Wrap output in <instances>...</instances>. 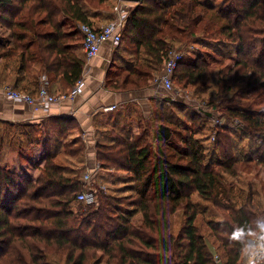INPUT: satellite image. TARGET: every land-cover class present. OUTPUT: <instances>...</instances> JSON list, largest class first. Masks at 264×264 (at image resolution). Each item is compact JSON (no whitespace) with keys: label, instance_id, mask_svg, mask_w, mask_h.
<instances>
[{"label":"trees","instance_id":"1","mask_svg":"<svg viewBox=\"0 0 264 264\" xmlns=\"http://www.w3.org/2000/svg\"><path fill=\"white\" fill-rule=\"evenodd\" d=\"M109 1H0V24L11 33L9 39L0 40V57L20 59L21 72L26 74L34 75V67L39 68L24 92L40 89V75L50 85L57 81L63 92L73 89L83 77L85 61L77 52L78 32L65 27L87 24L94 28L95 20L114 21L113 11L104 14ZM226 2L222 8L200 0H141L130 11L112 64L114 70H118L116 61L125 68L119 67L125 77L114 79L116 88L149 85L160 74L169 50L202 37L218 48L206 45L213 53L206 51L193 62H182L174 76L180 84L196 86L218 78L223 89L230 83L249 89L263 86L264 0ZM122 51L129 54L127 61ZM223 52L233 60L225 71L218 69ZM226 108L229 119L239 120L244 129L216 128L210 158L195 138L200 131L187 127L178 115L184 108L175 102L154 107L151 122L158 125L156 130H150V121L135 116L141 131L136 136L128 129L132 114L113 117L112 126L97 135V160L102 169L123 171L134 182L129 187L137 195L132 204L135 210L125 212L121 199L102 191L96 206L77 204L83 170L59 159L62 152L67 158L83 157L84 163L85 148L80 139L63 146L55 136L62 126L53 122L45 127V165L37 167L40 173L35 180L13 171L6 158L28 150L33 130H1L0 264H89L103 263V259L106 264H217L215 257L218 264H243L247 240L264 230V204L255 205L251 192L246 197L236 193L232 179L240 167L264 166V112ZM194 118L199 127L205 125L198 115ZM233 132L248 138L247 150H237ZM195 195L199 202L194 201ZM203 204L214 210L210 220H202L206 234L197 224L206 210ZM139 211L143 222L136 226L132 217ZM179 211H183L184 223L175 235L170 218ZM261 235L264 242V232L258 239Z\"/></svg>","mask_w":264,"mask_h":264},{"label":"rangeland","instance_id":"2","mask_svg":"<svg viewBox=\"0 0 264 264\" xmlns=\"http://www.w3.org/2000/svg\"><path fill=\"white\" fill-rule=\"evenodd\" d=\"M202 3H209L208 5L213 6H220L224 7L228 3L227 0H200ZM108 6L104 10V14H109L113 11V16L116 18V16L122 12V10H133L137 6L136 4H128L123 3L120 0H111L108 2ZM112 8L110 10V8ZM111 23V22H110ZM79 25L74 28L72 26H66L65 30L67 31H77L79 34V48L77 49V52L80 53V49L82 50V36L79 33ZM10 31L7 30L6 26L4 24H0V40L1 39H9ZM203 36L202 33L198 34V37ZM4 41V40H3ZM196 41V42H195ZM194 43H188V46H175L176 48H173L171 50L177 49L182 51H188L190 55H188L184 63H189L195 61L197 58L201 57L206 51L209 53H213L212 50H209L206 45H209L211 48H218V45L214 43L210 39H204L199 38L198 40H195ZM5 45H7L5 43ZM214 45V47H213ZM124 47H126V44H123ZM123 50V49H122ZM233 49H228V52H232ZM122 57L125 61L129 59V54L125 53V51H122ZM226 52H223L222 54L225 56L223 59V65L218 66L220 70L225 71V67L229 66L230 68L233 66V60L229 59L226 54ZM81 55V54H80ZM117 62V68L118 70H114L110 73V78L116 79L125 77V73L123 74L120 71L119 67H123L122 70H124V66H122V63L119 61ZM115 66V65H114ZM164 68V64L162 66V70L160 74L162 73ZM227 74V71L226 73ZM218 79V78H217ZM217 79L213 81H206L204 83H199L196 86L188 85L184 86L183 84H180L179 78L176 77L174 80V86L175 89L179 92L178 96L176 97L175 105L183 107L184 109L182 111H178V115L181 117L182 120H184L187 123V127L192 131H196L197 129L200 131L198 132V135L195 136L196 139H199L200 142L203 143L204 147L206 148V155L208 158H210L214 151V142L215 137H213L215 133V127L212 128L210 125V121L212 118H216L218 120H223L224 123H226L232 131H240L241 129H244V124L240 122L239 120L235 119H229L227 116L228 109L226 107H241L244 111L253 112V113H259L261 111L264 112V85L260 86L257 85L255 88H248L246 85L242 84H227L225 89H223L224 83L218 84ZM52 84H58L57 81L53 82ZM203 111L206 115L209 114V118H202L199 114ZM151 113L147 114L146 119L151 122V117L153 115H150ZM194 115H198V117L202 118L205 121V125L199 127V121H197L194 118ZM205 115V116H206ZM146 120V121H147ZM150 130H156L157 126L153 124L152 122L149 123ZM218 130H221L219 128ZM217 130V131H218ZM139 129V134H140ZM137 126H135V132L134 136L137 135ZM234 133V139L235 144L237 147V150H247V147L249 146V140L247 137H244L242 132H233ZM214 138V139H213ZM27 140V146L28 150L22 155H20L18 152L13 154H8L6 158H8V164L12 168L13 171H16L17 173H24L28 177H32L34 180L35 177L38 176L40 173L37 167L40 168L41 165V156L39 153V156H35V151H32L31 149V142L32 144H35L34 142L41 141L40 138L36 139H29ZM63 146L69 144V141L62 140ZM17 150V149H15ZM62 150V148L60 149ZM62 156H60L59 161H61L64 164H67L70 168H75L80 170L82 168L83 164V157L78 158H67L65 157L62 152L60 153ZM1 156V154H0ZM31 164V166H30ZM21 166H26L22 168ZM237 176L232 179L235 186V192H241L243 197H246L250 192L254 196V204L257 205L258 202H261L264 204V166L261 165H246L243 167H240ZM84 171L81 173L83 175ZM231 180V179H230ZM131 185H134V182H132V179H130V176L126 174L123 171L114 170V169H103L98 172L97 177H95V182L93 183V188L97 189L98 192L102 191L98 188L103 187L104 195L115 197L118 199H121V206L123 207V211L130 209L133 210L132 204L135 199H137V195L134 193V191L129 187ZM239 194V193H238ZM99 196V194H98ZM194 201L199 202L197 200V196L195 195ZM259 198V199H258ZM77 202V201H76ZM77 204L80 205V203L77 202ZM76 204V207L78 206ZM204 207H206V210L208 208L209 211H204L202 214V217L198 218L197 224L201 226L203 234L208 233L207 226L202 223L203 221H208L211 219V215L213 213L212 206H209L208 204H203ZM135 210V209H134ZM212 211V212H211ZM133 224L136 226H139L143 222V216L142 213L139 211L137 214H135L132 217ZM171 221V229L172 232L177 235L180 231L183 223H184V216L183 211L177 212L175 215H173L170 218ZM262 222H264L261 219ZM264 230L258 231L256 235H254L251 239L247 240V250L246 252H258V243L262 242L258 239V235L263 233ZM255 244V246L252 244ZM264 243V242H262ZM245 252V253H246ZM52 254H55V249H53ZM101 254H98L97 258H99ZM63 259H65L64 255L61 256ZM54 259V258H51ZM61 264H63L65 261H59ZM101 261H90L89 264H106V260L103 259V263ZM256 264H264V257L260 258Z\"/></svg>","mask_w":264,"mask_h":264},{"label":"crops","instance_id":"3","mask_svg":"<svg viewBox=\"0 0 264 264\" xmlns=\"http://www.w3.org/2000/svg\"><path fill=\"white\" fill-rule=\"evenodd\" d=\"M109 23L108 21L95 20L93 27L101 29ZM117 49L118 47L113 48L107 44L103 47L100 55L89 62L85 60L83 49H80L79 55L81 54L80 56L85 61L82 77L85 81L84 93L54 105L48 112H36L26 104L11 101L4 94L6 88L20 92L28 91L34 82L35 78L33 77L39 71L38 66L34 67V75L26 74L21 72L20 59L4 60L0 57V132L7 129L21 130L22 132L33 130L32 133H35L33 138H40L41 141L31 145V149L35 151L36 157L40 153V168H42L45 165L48 144L45 127L55 122L58 126H62L58 129V134H55V136L61 138V143L62 140L72 142L80 139L84 145L85 161L80 169L86 171L101 166L97 160V135L102 131H107L112 126L113 117L115 118L119 113L125 112L132 114L128 129L130 135L134 136L135 126H137V135L140 129L135 116L141 115L146 121L147 114L151 113L150 115H152L154 107L163 103L171 104L167 99V94L155 84V79L143 88H132L130 86L122 89L116 88L115 80L110 78V71L115 69H112V64L118 54ZM42 76L45 75L37 77L40 85ZM48 86L50 92L58 96H67L72 91L69 92V88H67L63 92L60 84L50 85L48 83ZM31 90L30 92H35V95L39 91ZM32 93L29 94L33 95ZM65 126H69V128L65 129ZM156 126L158 127V125ZM101 170L103 169L101 168Z\"/></svg>","mask_w":264,"mask_h":264},{"label":"built area","instance_id":"4","mask_svg":"<svg viewBox=\"0 0 264 264\" xmlns=\"http://www.w3.org/2000/svg\"><path fill=\"white\" fill-rule=\"evenodd\" d=\"M1 1V0H0ZM130 15L129 10H122L115 20L105 25L99 30L92 28L87 24L79 25V32L82 36V49L87 62L97 58L103 47L109 44L111 47L116 48L122 42V31L126 25L127 19ZM190 55L188 51L182 50H169L164 60V68L161 74L155 78V84L160 87L166 94L167 99L170 102H175L176 97L179 95L178 91L174 86V76L179 65ZM41 87L35 96L20 92L14 89L6 88L4 90L5 96L13 102L23 103L33 108L34 111H45L48 112L54 105L61 103L64 100L75 98L84 93L85 81L81 78L72 91L67 96H58L50 92L48 86V79L46 76H42L40 79ZM202 118H209V114H205L203 111L199 114ZM206 115V116H205ZM210 125L216 128L224 127L227 124L223 120L212 118ZM216 136L215 133L213 137ZM214 139V138H213ZM101 170V166L95 167L93 170H86L82 175L83 189L77 196V202L84 205L85 207H93L97 205L98 201V190L93 188L95 177ZM104 191L103 187L98 188ZM252 244L255 246L257 243ZM247 250V248H246ZM264 257V243H258V252H246L243 264H256V262ZM215 261L218 264L220 261L215 257Z\"/></svg>","mask_w":264,"mask_h":264},{"label":"water","instance_id":"5","mask_svg":"<svg viewBox=\"0 0 264 264\" xmlns=\"http://www.w3.org/2000/svg\"><path fill=\"white\" fill-rule=\"evenodd\" d=\"M123 3H128V4H136L139 5L141 3V0H120ZM263 239V235L259 237V240Z\"/></svg>","mask_w":264,"mask_h":264}]
</instances>
